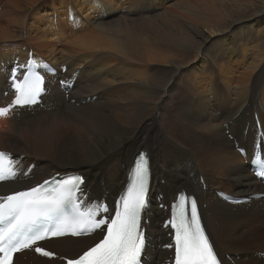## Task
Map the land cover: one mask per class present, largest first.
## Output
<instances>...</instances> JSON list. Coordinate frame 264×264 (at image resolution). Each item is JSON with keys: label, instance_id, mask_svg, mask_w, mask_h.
Instances as JSON below:
<instances>
[{"label": "bare ground", "instance_id": "6f19581e", "mask_svg": "<svg viewBox=\"0 0 264 264\" xmlns=\"http://www.w3.org/2000/svg\"><path fill=\"white\" fill-rule=\"evenodd\" d=\"M28 53L66 65L60 78L78 73L71 92L51 76L41 106L0 120V149L35 162L23 181L0 183V194L79 170L89 199L110 200L145 150L154 195L147 264L167 257L168 211L157 205L183 188L222 257L264 264V200L232 205L215 193L264 191L236 146L250 155L255 117L264 121V0H0L1 61ZM99 236L48 246L74 256ZM40 261L22 252L14 264Z\"/></svg>", "mask_w": 264, "mask_h": 264}, {"label": "snow or ice", "instance_id": "6c2138e0", "mask_svg": "<svg viewBox=\"0 0 264 264\" xmlns=\"http://www.w3.org/2000/svg\"><path fill=\"white\" fill-rule=\"evenodd\" d=\"M9 79L14 99L8 106L0 107V117L9 116L16 108L37 105L46 92L44 77L27 64L13 67ZM59 83L62 88L71 89L66 80ZM258 125L253 136V163L259 169L256 175L264 179V121H258ZM257 140L261 149L259 159L255 158ZM23 159L0 152V182L17 179ZM33 167L29 165L23 176H28ZM150 179L149 158L141 153L114 212H110L104 199H89L90 193L83 187L85 178L80 173L50 177L24 190L0 195V264H14L15 254L25 250L55 258V253L37 246L38 243L96 232L102 234L97 243L74 258L61 259H66V264H143L148 238L142 221L148 206ZM165 227L174 230L169 232L170 236L174 234V242L165 245L174 250V264H226L228 258L218 253L202 226L195 197L181 193Z\"/></svg>", "mask_w": 264, "mask_h": 264}, {"label": "rangeland", "instance_id": "374dc122", "mask_svg": "<svg viewBox=\"0 0 264 264\" xmlns=\"http://www.w3.org/2000/svg\"><path fill=\"white\" fill-rule=\"evenodd\" d=\"M72 171H79V170H72ZM71 171V172H72ZM80 172V171H79ZM82 173V172H81ZM257 253V252H256ZM68 255V254H67ZM230 255V254H229ZM41 260L43 261H40V264H54V263H56V264H60L59 263V261L58 260H47V259H43V258H41ZM45 261V262H44ZM48 262V263H47Z\"/></svg>", "mask_w": 264, "mask_h": 264}]
</instances>
